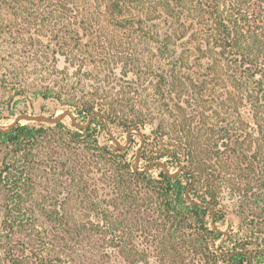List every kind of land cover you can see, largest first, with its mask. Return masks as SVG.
<instances>
[{"label": "trees", "instance_id": "16d2710c", "mask_svg": "<svg viewBox=\"0 0 264 264\" xmlns=\"http://www.w3.org/2000/svg\"><path fill=\"white\" fill-rule=\"evenodd\" d=\"M0 84L141 130L264 264V0H0ZM94 122L0 133V264H249L189 174L133 173Z\"/></svg>", "mask_w": 264, "mask_h": 264}, {"label": "water", "instance_id": "95a60500", "mask_svg": "<svg viewBox=\"0 0 264 264\" xmlns=\"http://www.w3.org/2000/svg\"><path fill=\"white\" fill-rule=\"evenodd\" d=\"M66 117L69 118L71 125L76 130H79V131L86 130L91 125L92 121L97 119L102 124L103 128L105 129V132H106L110 142L113 144V146L117 150H125L129 145V142L131 140L132 135L138 136L139 144L136 148L135 155H134L133 161L131 163V170L133 173L141 174V173L150 172L154 168H159L163 172V174H165L168 178H175L179 174H181L182 172L189 174L192 178V182H191L189 188L185 191L184 197L187 200V202H189L191 204H195L199 207L206 209L208 211V213L210 214V228H211V230H213L214 232H216L218 234H221V236H222V238L216 244V251L225 257H232L234 255L243 254L244 256H246L248 258L249 264H252L251 258L249 257V255L245 251L235 250L233 252L226 253V252L221 250V246L223 244H225L228 240L229 233L227 231L221 230L218 227L217 223L215 222V214H214L213 208L211 206L203 204V203L198 202L196 200H193L190 197V191L195 184V177H194V174L191 172V170H189L186 166H180L174 172H170L167 164L164 161H160V160L152 161V162L148 163L146 166H144L143 168L139 169L141 150H142V147L144 145V137H143V134L141 133V130H136V129L127 130L126 135H125V142L123 144H121L119 142V140L113 135V133L111 132L107 123L105 122L102 114L99 111H94L91 114H89L87 121L84 124H82L76 120L75 116L73 115V113L70 110L64 109V110H62V112L60 114H57L53 117L43 115V114H29V113L17 114L13 118L12 122H10L9 124H7V125H1L0 124V133H7V132L11 131L14 127H16L17 124H19L23 121L26 123H36V124L41 123V124H46V125H55V124L61 122Z\"/></svg>", "mask_w": 264, "mask_h": 264}, {"label": "rangeland", "instance_id": "374dc122", "mask_svg": "<svg viewBox=\"0 0 264 264\" xmlns=\"http://www.w3.org/2000/svg\"><path fill=\"white\" fill-rule=\"evenodd\" d=\"M75 1H82V0H75ZM119 64H121V63L119 62ZM60 66H62V63L60 64ZM120 72H121L120 68L116 69L117 76H116L115 80H117V81L115 83L120 85V87L118 86V88H121V86H123V76L119 74ZM18 92H20L19 89L17 88V86H14L13 84L6 85V86L0 84V118H1L0 124L1 125L9 124L10 122H12L13 118L17 114L25 113V110L27 111L26 113H29V114H38V111H42V113H45V112H47V109H50L52 107V103L50 101H44L40 97H35V96L31 95L30 94L31 91H29V93L26 96L19 95ZM57 107H58V109H57L55 115L60 114L62 112V110L67 109L73 113L75 118H77L76 120L78 122L84 124L87 121L88 116L85 118L79 117L76 114L77 112H75V110L73 108L60 106L59 103H57ZM95 120H97V119H95ZM62 121L65 125H68V126L71 125L68 117L64 118ZM20 124H26V122L23 121ZM91 126H93L97 132L99 131V128L95 122L93 124H91ZM110 130L113 133V135L119 140V142L121 144H123L125 142L126 132H122L120 130H113L111 128H110ZM145 132H148V129H146ZM106 138L109 139L105 131L102 134L99 133V141L101 144L106 143ZM131 139L133 140V142L129 143V145L127 147L129 149L128 160H129L130 164L133 161L136 148L139 144L138 136L132 135ZM109 145L111 147H113L114 149H116L113 146V144L110 142V140H109ZM162 161H165V160H162ZM146 165L147 164L145 162L140 160L139 169L143 168ZM168 168H169L170 172H174L177 169L174 167H168ZM152 170L154 171V174H157V170L155 168ZM236 224H237L236 218L234 216H231V215H227L225 217V220L223 223L222 222L217 223L218 227L221 230H224L227 232H229L230 225L232 226V228H234L236 226ZM101 263L104 264V262H101Z\"/></svg>", "mask_w": 264, "mask_h": 264}]
</instances>
